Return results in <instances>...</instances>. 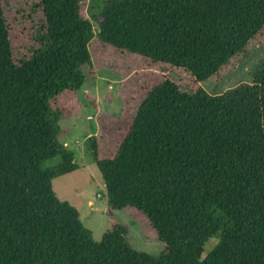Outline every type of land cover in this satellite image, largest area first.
<instances>
[{
    "label": "trees",
    "instance_id": "obj_1",
    "mask_svg": "<svg viewBox=\"0 0 264 264\" xmlns=\"http://www.w3.org/2000/svg\"><path fill=\"white\" fill-rule=\"evenodd\" d=\"M35 6V45L16 58L0 0V264H264V60L224 93L202 86L264 37V0ZM95 66L120 76L122 101L119 119L106 122L114 153L99 156L96 136L86 140L110 218L98 242L52 189L53 178L77 168L60 141L69 111L56 100L94 79ZM145 66L161 76L136 93L132 80L148 77ZM113 210L142 218L161 254L135 249Z\"/></svg>",
    "mask_w": 264,
    "mask_h": 264
},
{
    "label": "rangeland",
    "instance_id": "obj_2",
    "mask_svg": "<svg viewBox=\"0 0 264 264\" xmlns=\"http://www.w3.org/2000/svg\"><path fill=\"white\" fill-rule=\"evenodd\" d=\"M38 0H3L5 15L11 26L12 42L16 58L28 56L35 45L36 29L41 13L35 4ZM86 11L96 8L101 0H83ZM94 10V9H93ZM96 28V24H94ZM103 55V61H106ZM264 60V37L241 54L234 56L218 73L202 82L209 93H224L249 80L251 72ZM147 62V61H146ZM146 62H141L143 65ZM146 67V66H145ZM147 68V67H146ZM94 79L86 81L76 93H63L56 100L58 107L69 112L61 120L62 135L60 141L66 148L73 150L77 168L69 173L56 176L52 180L55 195L69 202L79 213L83 225L89 229L91 239L98 242L103 233L110 228L108 204L105 186L101 174L94 164L91 151L87 145L89 136H96L99 156L114 153V131L109 129V119H119L122 101L118 96L120 76L98 69L95 66ZM138 81L132 80L135 87L130 89L138 93L142 84L159 79L161 71L155 66L151 75ZM175 79L182 83H191L185 72L174 71ZM130 80V78L126 79ZM143 80V82H142ZM125 85L127 82L124 81ZM59 156L45 162L46 166L59 163ZM113 219L127 227V240L137 250L152 256H159L163 243L156 238L143 235L144 220L135 214L122 210H113ZM218 237H211L204 246V253L211 250Z\"/></svg>",
    "mask_w": 264,
    "mask_h": 264
}]
</instances>
